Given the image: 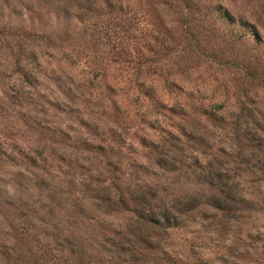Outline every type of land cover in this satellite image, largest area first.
Listing matches in <instances>:
<instances>
[{
	"label": "rangeland",
	"instance_id": "1",
	"mask_svg": "<svg viewBox=\"0 0 264 264\" xmlns=\"http://www.w3.org/2000/svg\"><path fill=\"white\" fill-rule=\"evenodd\" d=\"M0 264H264V0H0Z\"/></svg>",
	"mask_w": 264,
	"mask_h": 264
},
{
	"label": "trees",
	"instance_id": "2",
	"mask_svg": "<svg viewBox=\"0 0 264 264\" xmlns=\"http://www.w3.org/2000/svg\"><path fill=\"white\" fill-rule=\"evenodd\" d=\"M224 16L232 17V16H229V14H228V13H225V14H224ZM230 19H231V18H230Z\"/></svg>",
	"mask_w": 264,
	"mask_h": 264
}]
</instances>
